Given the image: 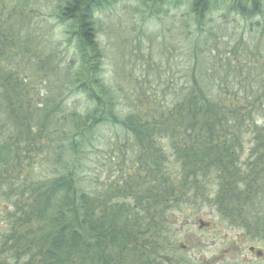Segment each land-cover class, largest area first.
Listing matches in <instances>:
<instances>
[{"label":"rangeland","instance_id":"obj_1","mask_svg":"<svg viewBox=\"0 0 264 264\" xmlns=\"http://www.w3.org/2000/svg\"><path fill=\"white\" fill-rule=\"evenodd\" d=\"M65 1L0 0V141L19 145L16 163L0 164V264L31 257L38 264V239L50 222L28 214L25 203L35 186L60 176L78 191L129 204L151 196L145 205L155 206L149 212L155 225L150 229L149 213L143 216L145 237L165 224L160 232L168 230L174 247L157 237L175 262L264 264V187L243 207L241 219L259 221L247 230L217 212L213 180L206 187H157L163 177L156 175L152 185L142 137L133 131L109 122L79 129L94 104L78 87L79 57L60 17ZM210 4L201 20L189 0H116L103 7L95 23L100 79L109 89L103 99L110 97L116 118L131 115L142 124L145 137L160 120L175 122L178 96L196 87L236 111L246 160L252 134L264 131V0L262 13L251 17L232 10V0ZM156 142L168 145L166 138ZM168 158L176 175V161Z\"/></svg>","mask_w":264,"mask_h":264},{"label":"trees","instance_id":"obj_2","mask_svg":"<svg viewBox=\"0 0 264 264\" xmlns=\"http://www.w3.org/2000/svg\"><path fill=\"white\" fill-rule=\"evenodd\" d=\"M116 0H66L61 10V19L66 23L69 40L75 45L79 57V89L88 95L94 109L82 121L84 130L93 124L113 123L133 131L142 137L140 149L149 160L146 178L155 185V176L160 175L157 187H206L214 181L217 188L211 203L230 224L245 227L258 225L259 221L241 219L244 210L258 198L259 187H264V131H254L253 142L246 160L243 156V127L237 122L236 111L226 104L211 98L207 92L189 87L176 101V121H161L156 130L152 125L145 137L131 115L118 119L113 112L109 89L100 79L102 65L101 49L96 38L95 23L103 7ZM146 3L155 0H144ZM191 12L197 20L204 19L210 11L207 5L212 0H189ZM245 8L241 0H232V10L244 17L262 13L261 0H247ZM92 124V125H90ZM264 129V127L262 128ZM81 136L82 133H78ZM158 138V139H157ZM159 138H166L171 150L161 146ZM157 139V140H156ZM11 141V140H10ZM146 141L147 146L144 147ZM16 142L0 141V164L16 163L19 157ZM174 157L178 166L176 175L168 168V155ZM175 186V187H176ZM1 187V185H0ZM32 202L25 203L30 215L49 219V231L38 240L41 250L38 264H183L173 261L171 254L158 238H166L169 247H174L173 238L160 230L145 237L143 227L145 214L156 211L155 206H146L140 196L133 204L119 201L113 196L85 193L77 190L67 176L56 177L44 186L32 189ZM161 191L157 192L161 196ZM167 194V191H164ZM30 200V198H28ZM134 213V216L130 215ZM141 214V215H140ZM148 227L155 225L154 214L149 213ZM158 236V237H157ZM32 248V244H31ZM18 262L19 256H16ZM23 264H32L26 260Z\"/></svg>","mask_w":264,"mask_h":264},{"label":"flooded vegetation","instance_id":"obj_3","mask_svg":"<svg viewBox=\"0 0 264 264\" xmlns=\"http://www.w3.org/2000/svg\"><path fill=\"white\" fill-rule=\"evenodd\" d=\"M251 249H250V251H254V249H255V247H250Z\"/></svg>","mask_w":264,"mask_h":264}]
</instances>
